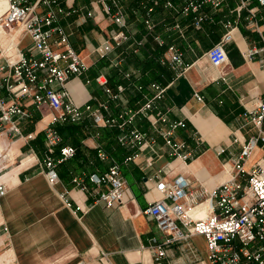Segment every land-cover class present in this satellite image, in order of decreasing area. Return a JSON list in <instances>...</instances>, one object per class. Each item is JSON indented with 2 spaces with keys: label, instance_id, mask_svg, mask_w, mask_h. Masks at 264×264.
<instances>
[{
  "label": "crops",
  "instance_id": "0c3cea01",
  "mask_svg": "<svg viewBox=\"0 0 264 264\" xmlns=\"http://www.w3.org/2000/svg\"><path fill=\"white\" fill-rule=\"evenodd\" d=\"M60 1L66 11L60 23L85 67L67 85L72 101L81 109L105 105L100 112L106 119L137 109L153 96L150 85L156 83L164 89L155 101L157 110L168 122L185 123L175 129L173 138L184 144L183 152L190 158L172 157L151 124L139 115L125 129L154 138L153 150L121 143V129L94 124L88 117L51 125L50 110L24 99L29 118L16 120L20 135H0V155L5 156L0 158V174L27 162L17 181L5 184L0 197V224L7 231L0 252L10 251L13 264H155L151 241L161 243L165 237L144 211L159 199L156 184L182 176L193 188L219 185L229 178L245 140L255 134L242 113L253 103H264V68L245 53L264 44V6L257 0H190L199 7L184 11L186 0ZM117 11L124 17L121 31L126 39L101 58L96 49L120 31L111 19ZM228 32L227 61L213 68L205 53ZM28 40L24 37L21 44ZM172 50L180 53L181 65L172 62ZM99 75L112 92L111 84L123 86L116 100H110L95 82ZM0 97L10 99L4 88ZM47 127L60 138L54 158L61 146L76 149L73 157L56 166L55 185L47 181L43 165ZM263 152L264 148H255L244 162V171L249 172ZM111 166L117 167L125 185L121 203L112 208L72 184L73 178H83L91 189L88 177L102 175ZM198 261L208 264V251L204 238L193 235L167 246L162 263Z\"/></svg>",
  "mask_w": 264,
  "mask_h": 264
},
{
  "label": "built area",
  "instance_id": "2783aa9c",
  "mask_svg": "<svg viewBox=\"0 0 264 264\" xmlns=\"http://www.w3.org/2000/svg\"><path fill=\"white\" fill-rule=\"evenodd\" d=\"M186 2L184 11H196L199 7L190 0ZM257 4L264 6V0H257ZM0 5V89L4 88L10 97L7 101L0 97V135H20L16 120L29 118L27 104L23 103L24 99H29L30 105L50 110L51 125L58 122L77 123L88 117L94 124L121 129L124 133L120 137L121 143L138 150H153L156 145L154 138H147L133 128L125 129L139 115L151 124L172 157L183 161L190 158L188 153L183 152L184 144L173 138L175 129L185 127V123L168 122L165 115L157 110L155 101L162 97L164 89L156 83L150 85L153 96L146 98L137 109H125L117 116L106 119L100 112L105 105L98 109L85 105L81 109L72 101L67 85L80 76L85 67L60 23L66 14L60 0H0ZM105 12H109V7H105ZM111 19L120 31L96 49L101 58L126 39L121 31L125 26L123 15L117 11L111 14ZM145 23L150 27L148 20ZM24 37L29 40L22 45ZM229 38L228 32L206 51L205 57L211 67L219 68L226 63L224 43ZM172 53V62L181 65L180 53L177 50H172ZM245 56L249 61L257 58L264 68V44L261 48L246 51ZM95 82L104 89L110 100H116L124 90L122 85H117L115 92H112L103 75L95 77ZM242 119L255 129V134L245 140L227 180L211 188L201 184L193 188L182 176L156 184L159 199L144 211L165 237L161 243L154 239L151 241L150 250L155 264H163L167 246L185 241L193 235L204 238L208 264H264V152L249 172L243 169L251 152L257 147L264 148V103L256 102L245 107ZM160 125L165 128H160ZM59 142L57 132L47 127L43 165L50 185L58 183L56 166L75 155L74 147L61 146L57 158H54V149ZM4 157L0 155V158ZM2 169L0 166V172ZM88 182L93 186L91 189L85 179H72L76 188L92 196L95 201H101L106 208L121 203L125 185L116 166H111L102 175H90ZM103 186L104 190L99 189ZM6 189L5 183L0 182V197ZM202 204H205V215L194 219L192 214ZM6 232L0 224V241ZM195 264L206 263L198 261Z\"/></svg>",
  "mask_w": 264,
  "mask_h": 264
},
{
  "label": "bare ground",
  "instance_id": "6f19581e",
  "mask_svg": "<svg viewBox=\"0 0 264 264\" xmlns=\"http://www.w3.org/2000/svg\"><path fill=\"white\" fill-rule=\"evenodd\" d=\"M2 11V7L0 5V12ZM252 156V155H250ZM27 162L22 161L18 166L14 167L11 170H7L3 175L0 176V182L5 184H11L13 181H17L18 172L25 167ZM205 204H202L193 214L192 217L194 219L202 218L205 215ZM0 264H13L11 261V252L6 251L0 255Z\"/></svg>",
  "mask_w": 264,
  "mask_h": 264
},
{
  "label": "trees",
  "instance_id": "16d2710c",
  "mask_svg": "<svg viewBox=\"0 0 264 264\" xmlns=\"http://www.w3.org/2000/svg\"><path fill=\"white\" fill-rule=\"evenodd\" d=\"M116 85H118V84H114V85L111 84L110 87H111V88H114V87H115V89H116ZM65 123H68V122H64V124H65ZM75 154H76V149H75Z\"/></svg>",
  "mask_w": 264,
  "mask_h": 264
},
{
  "label": "rangeland",
  "instance_id": "374dc122",
  "mask_svg": "<svg viewBox=\"0 0 264 264\" xmlns=\"http://www.w3.org/2000/svg\"><path fill=\"white\" fill-rule=\"evenodd\" d=\"M3 174H4V172H3V173H1V174H0V176H1V175H3ZM4 252H6V251H4ZM4 252H0V255H1V254H3Z\"/></svg>",
  "mask_w": 264,
  "mask_h": 264
}]
</instances>
